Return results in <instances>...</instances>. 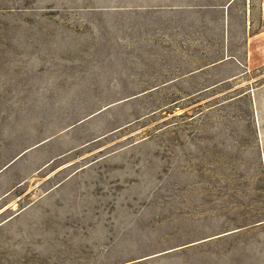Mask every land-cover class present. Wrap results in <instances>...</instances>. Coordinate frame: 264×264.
<instances>
[{
  "label": "rangeland",
  "instance_id": "obj_1",
  "mask_svg": "<svg viewBox=\"0 0 264 264\" xmlns=\"http://www.w3.org/2000/svg\"><path fill=\"white\" fill-rule=\"evenodd\" d=\"M263 3L0 0V264H264Z\"/></svg>",
  "mask_w": 264,
  "mask_h": 264
},
{
  "label": "crops",
  "instance_id": "obj_2",
  "mask_svg": "<svg viewBox=\"0 0 264 264\" xmlns=\"http://www.w3.org/2000/svg\"><path fill=\"white\" fill-rule=\"evenodd\" d=\"M262 26L260 27L257 33L250 35L249 40H253L255 42V46H264V3H263V15H262ZM262 38V39H261ZM263 51V50H262ZM264 53V51L262 52Z\"/></svg>",
  "mask_w": 264,
  "mask_h": 264
},
{
  "label": "trees",
  "instance_id": "obj_3",
  "mask_svg": "<svg viewBox=\"0 0 264 264\" xmlns=\"http://www.w3.org/2000/svg\"><path fill=\"white\" fill-rule=\"evenodd\" d=\"M263 26H264V23H263Z\"/></svg>",
  "mask_w": 264,
  "mask_h": 264
},
{
  "label": "bare ground",
  "instance_id": "obj_4",
  "mask_svg": "<svg viewBox=\"0 0 264 264\" xmlns=\"http://www.w3.org/2000/svg\"><path fill=\"white\" fill-rule=\"evenodd\" d=\"M262 39V38H261Z\"/></svg>",
  "mask_w": 264,
  "mask_h": 264
}]
</instances>
